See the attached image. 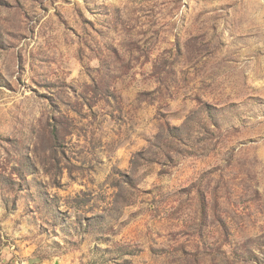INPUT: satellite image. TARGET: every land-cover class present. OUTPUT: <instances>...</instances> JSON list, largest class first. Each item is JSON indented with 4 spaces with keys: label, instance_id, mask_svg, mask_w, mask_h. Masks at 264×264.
Here are the masks:
<instances>
[{
    "label": "rangeland",
    "instance_id": "1",
    "mask_svg": "<svg viewBox=\"0 0 264 264\" xmlns=\"http://www.w3.org/2000/svg\"><path fill=\"white\" fill-rule=\"evenodd\" d=\"M0 264H264V0H0Z\"/></svg>",
    "mask_w": 264,
    "mask_h": 264
}]
</instances>
